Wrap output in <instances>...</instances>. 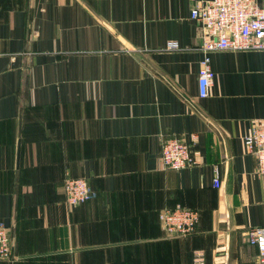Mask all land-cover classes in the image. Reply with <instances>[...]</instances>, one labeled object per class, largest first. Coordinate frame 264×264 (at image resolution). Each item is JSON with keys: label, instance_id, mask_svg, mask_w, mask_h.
I'll return each instance as SVG.
<instances>
[{"label": "crops", "instance_id": "crops-1", "mask_svg": "<svg viewBox=\"0 0 264 264\" xmlns=\"http://www.w3.org/2000/svg\"><path fill=\"white\" fill-rule=\"evenodd\" d=\"M205 1L0 0V264H259L264 176L245 139L264 126V50L211 53L201 97ZM173 135L197 136V164L161 165ZM70 177L90 201L66 203ZM176 206L196 232L165 231Z\"/></svg>", "mask_w": 264, "mask_h": 264}, {"label": "built area", "instance_id": "built-area-1", "mask_svg": "<svg viewBox=\"0 0 264 264\" xmlns=\"http://www.w3.org/2000/svg\"><path fill=\"white\" fill-rule=\"evenodd\" d=\"M191 17L203 26L201 50L204 58L200 64V96L207 97L214 85L215 71L211 66V53L229 50H264V6L259 0H206L192 8ZM177 42H169L168 49H178ZM196 135L189 142L181 136L164 138L161 151V165L166 169L181 170L198 163L193 147ZM248 151L257 165V174L264 176V126L257 123L245 139ZM215 184L221 180L216 177ZM66 202L76 207L90 200L94 193L86 178H68L64 184ZM199 213L191 208L176 206L165 208L160 213V221L170 235H190L199 224ZM248 242L258 250V263L264 264V226L248 230ZM14 240L11 228L0 222V259L8 260L14 256ZM196 264H203L196 258Z\"/></svg>", "mask_w": 264, "mask_h": 264}, {"label": "trees", "instance_id": "trees-1", "mask_svg": "<svg viewBox=\"0 0 264 264\" xmlns=\"http://www.w3.org/2000/svg\"><path fill=\"white\" fill-rule=\"evenodd\" d=\"M70 178H72V177H70ZM87 180H88V179H87ZM88 182H89V181H88ZM89 184H90V182H89ZM90 186H91V184H90ZM92 198H93V197H92ZM92 198H91V199H92ZM91 199H90V200H91ZM90 200H88V201H90ZM88 201H86V202H88ZM66 203H67V202H66ZM83 203H85V202H83ZM83 203H80V204H83ZM80 204H79V205H80ZM77 206H78V205H77ZM197 227H198V226H197ZM196 230H197V228H196ZM196 230H195L194 232H196ZM194 232H193V233H194ZM193 233H191V234H193ZM191 234H190V235H191ZM181 236H182V235H181ZM186 236H189V235H186Z\"/></svg>", "mask_w": 264, "mask_h": 264}]
</instances>
